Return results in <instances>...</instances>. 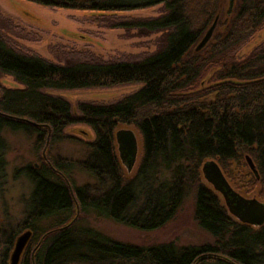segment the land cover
Wrapping results in <instances>:
<instances>
[{
  "label": "trees",
  "instance_id": "obj_1",
  "mask_svg": "<svg viewBox=\"0 0 264 264\" xmlns=\"http://www.w3.org/2000/svg\"><path fill=\"white\" fill-rule=\"evenodd\" d=\"M27 1L102 18L160 5L157 15L118 16L109 27L160 32L162 44L134 58L104 60L73 50L65 62H54L14 45L0 15V75L21 84L0 83V171L5 129L35 136L38 150L37 164L15 171L32 184L30 206L9 234L0 224V264H8L15 236L28 228L19 264H264V223L235 218L201 170L204 161L216 160L232 188L264 202V37L239 55L264 28V0ZM216 16L211 39L195 51ZM134 82L141 83L137 90L108 104L80 102L77 113L64 97L45 91ZM74 123L94 132L91 140L76 139L83 158L51 154L55 143L72 139L65 128ZM122 125L140 139L131 175L115 143ZM76 170L93 182L77 184ZM190 187L193 217L211 241L137 245L78 223V215L94 214L139 229L160 227Z\"/></svg>",
  "mask_w": 264,
  "mask_h": 264
},
{
  "label": "rangeland",
  "instance_id": "obj_2",
  "mask_svg": "<svg viewBox=\"0 0 264 264\" xmlns=\"http://www.w3.org/2000/svg\"><path fill=\"white\" fill-rule=\"evenodd\" d=\"M160 11L161 6L158 5L122 12L112 18H102L101 14L90 11L50 8L27 0H0V15L3 17L1 24L5 31L9 32L11 42L21 50L37 53L54 62H65L73 50L86 51L104 60L134 58L153 52L162 44L160 32L110 28L109 24L117 21L121 16H154ZM263 37L264 28L240 50L239 55H245ZM0 83L9 87L21 86L7 74L0 75ZM140 86V82H134L88 88H45V91L64 97L70 102L72 110L77 113V104L80 102L112 103ZM121 127L131 128L125 125L118 128ZM65 132L71 135L72 139L55 143L50 153L72 159L83 158L85 147L76 139L82 141L93 139L94 132L91 127L84 123H74L68 125ZM2 134L6 149L3 152L4 164L0 171V224L6 227V232L9 234L19 227L25 218V208L30 206L28 199L32 190L29 179L23 174H16L15 171L27 164H37L38 150L35 148L33 135L7 129ZM137 137V159L128 175L135 170L140 155V139L138 135ZM74 180L77 184L93 182L89 174L79 170L74 172ZM139 201L141 200L138 197L137 203ZM193 211L194 191L190 187L174 217L153 229L134 228L94 214L78 215L77 213V215L79 224L93 227L115 240L126 243L149 245L173 241L177 245L187 246L211 241L212 237L198 226Z\"/></svg>",
  "mask_w": 264,
  "mask_h": 264
},
{
  "label": "water",
  "instance_id": "obj_3",
  "mask_svg": "<svg viewBox=\"0 0 264 264\" xmlns=\"http://www.w3.org/2000/svg\"><path fill=\"white\" fill-rule=\"evenodd\" d=\"M217 19L218 17L216 16L196 43L195 51L200 50L211 39ZM114 136L118 157L127 173H130L136 163L138 154L137 134L132 128L121 127L115 130ZM245 159L250 170L257 175L252 159L248 155L245 156ZM201 170L206 181L222 195L228 211L235 218L251 225L259 226L264 223V202L254 196H244L232 188L216 160L208 159L204 161ZM31 235L32 231L28 228L15 237L13 247L8 256V264H19L20 257Z\"/></svg>",
  "mask_w": 264,
  "mask_h": 264
}]
</instances>
